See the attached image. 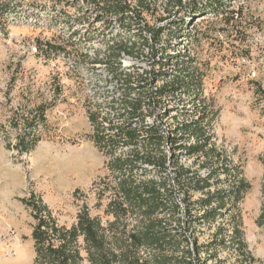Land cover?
Listing matches in <instances>:
<instances>
[{
	"label": "rangeland",
	"instance_id": "374dc122",
	"mask_svg": "<svg viewBox=\"0 0 264 264\" xmlns=\"http://www.w3.org/2000/svg\"><path fill=\"white\" fill-rule=\"evenodd\" d=\"M196 1L202 5L211 2ZM218 1V7L214 6L208 16L191 18L181 13L164 23L149 21L155 27H169L184 18L186 22L181 39L165 36L157 46L166 49L156 56L159 61H173V65L154 67L151 41L138 37L140 26L135 22L128 31L118 23H96L98 10L87 5L53 8L29 0L20 7V0H0V264L34 262L31 234L35 221L23 203L32 192L42 196L61 225L72 226L84 207L92 217L107 220L104 211L108 200L99 205L94 184L107 176L106 166L113 158L95 142L96 129L90 121L93 110L87 94L80 81L67 72L66 64L57 62L53 68L52 63H41L29 54L27 46L39 40L62 44L60 34L72 29L79 31L81 51L87 49L88 37L138 46V99L145 101L139 121L144 119L151 125L159 113L174 109L169 121L181 123L195 115L190 102L199 96L196 103L201 102L211 121L212 142L250 184L239 205L242 229L255 259L253 264H264V226L258 224L264 205V0H221L222 6ZM167 5V0L160 1V13ZM20 9L25 14L39 10L37 18L52 27L12 24L10 14ZM73 52L71 49L70 58ZM179 53L188 55L184 60L186 71H197L201 90L178 92L175 98L160 101L151 93L163 85L166 75L162 74L169 73L170 81L178 73L176 61L169 57ZM153 73L161 77L156 84L152 82ZM154 98L158 106L153 104ZM41 105L47 107L45 126L39 129L41 141L31 153L20 156L8 145L16 142L22 131V118ZM183 162L194 165L193 159L184 158ZM174 170L171 166L164 175L172 178ZM201 174L206 176L203 170ZM208 233L202 241L208 239ZM221 256L224 264L246 263L231 251Z\"/></svg>",
	"mask_w": 264,
	"mask_h": 264
},
{
	"label": "trees",
	"instance_id": "16d2710c",
	"mask_svg": "<svg viewBox=\"0 0 264 264\" xmlns=\"http://www.w3.org/2000/svg\"><path fill=\"white\" fill-rule=\"evenodd\" d=\"M26 1L20 0V5ZM37 1L53 8L87 5L98 10L96 23H118L128 31L135 22L140 26L138 37L151 41L154 67L173 65V61H159L156 56L166 49L157 46L165 36L181 39L186 22L184 18L169 27H155L150 26V20L164 23L181 13L191 18L208 16L214 6L218 7V0L207 5L196 0H167V8L160 13L161 0ZM218 3L222 6L223 1ZM186 58L188 55L181 53L169 57L176 61L178 73L170 81L169 73L162 74L166 75L164 83L151 93L152 97L161 101L175 98L178 92H200L202 80L196 70L186 71ZM153 75L156 84L161 77ZM156 98L153 104L158 106ZM199 100L197 95L190 102L195 111L190 119L171 124L168 116L174 109H170L148 125L144 119L139 121L145 103L140 97L138 129L115 121L101 128L90 115L97 146L113 158L106 166L107 176L94 184L99 205L108 200L104 211L107 220L92 217L84 207L72 226L61 225L42 196L32 192L23 203L35 221L31 234L33 264H224L221 254L226 251L238 255V260L243 257L245 264H253L239 210L251 187L212 142L211 121L201 102L196 103ZM46 111L41 105L22 118V131L16 142L8 145L20 156L31 153L41 141L39 129L45 126ZM184 158L193 159L194 165H187ZM261 161L264 165V157ZM197 164L200 167L195 169ZM171 166L175 167L172 178L164 175ZM258 224L264 226V205ZM207 233L208 239L202 241Z\"/></svg>",
	"mask_w": 264,
	"mask_h": 264
},
{
	"label": "built area",
	"instance_id": "2783aa9c",
	"mask_svg": "<svg viewBox=\"0 0 264 264\" xmlns=\"http://www.w3.org/2000/svg\"><path fill=\"white\" fill-rule=\"evenodd\" d=\"M31 1L37 5L41 2ZM34 12L25 14L20 9L11 13L9 20L14 25L26 23L27 27L36 29L52 27L37 18L39 10ZM60 35L67 48L60 41L55 45L44 40L26 42L29 54L37 56L41 63H52L53 68L57 62L67 65V72L80 81L92 105L91 115L101 128H106L109 121H115L138 129V46L88 37V47L81 51L78 29ZM70 48L74 51L72 58Z\"/></svg>",
	"mask_w": 264,
	"mask_h": 264
}]
</instances>
